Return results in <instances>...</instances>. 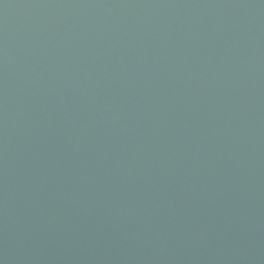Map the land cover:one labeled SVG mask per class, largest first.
Segmentation results:
<instances>
[{
    "label": "water",
    "instance_id": "water-1",
    "mask_svg": "<svg viewBox=\"0 0 264 264\" xmlns=\"http://www.w3.org/2000/svg\"><path fill=\"white\" fill-rule=\"evenodd\" d=\"M0 264H264V0H0Z\"/></svg>",
    "mask_w": 264,
    "mask_h": 264
}]
</instances>
